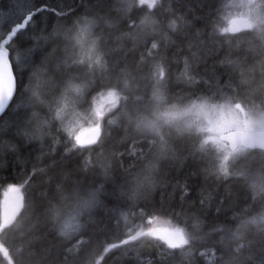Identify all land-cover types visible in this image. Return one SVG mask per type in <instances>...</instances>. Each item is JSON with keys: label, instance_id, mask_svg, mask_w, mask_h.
<instances>
[{"label": "trees", "instance_id": "trees-1", "mask_svg": "<svg viewBox=\"0 0 264 264\" xmlns=\"http://www.w3.org/2000/svg\"><path fill=\"white\" fill-rule=\"evenodd\" d=\"M47 2L77 8L82 0ZM218 4L219 0H161L155 11L149 12L146 7L136 6V0H98V6L88 16L96 21L97 32L103 37V48L110 62L108 72L97 77L91 91L115 85L128 94L129 100L112 113L119 118L118 126H111L106 118L103 125L106 137L103 136L100 145L83 150V154L79 151L73 153L67 157L68 163L62 159L66 151L63 134L57 137L56 144L49 137L45 138L42 160H37L41 155L40 142H32L15 154L10 144L4 141L16 143L18 138L12 134L0 135V194L9 183H21L26 178V169L30 173L33 165L45 168V172L38 173L28 186L23 212L10 225L0 228V249L8 253L4 259L3 252H0V264H98V261L100 264H136L134 259L115 260L116 253L112 249L125 234L134 233L141 219L139 209L135 216H129L127 222L113 217L117 223L109 222L108 229H101L99 224L93 225L89 220L90 216L99 218L100 205L88 202L102 184L110 190L113 181L122 183L127 191L138 189L141 205L149 212L163 207L160 215L173 223L179 219L188 229L191 242L167 264H209L210 261L211 264H259V258L264 254V230L237 233L241 218L256 211L260 204L252 199L247 184V180H251L249 176L241 179L230 174L227 184L223 179L218 182L215 176L205 171L207 164L193 141L168 137L165 147L159 142L150 145L149 138L135 133L126 125V115L121 116L122 113L135 115L145 110L153 87L154 65L165 70L169 95L181 97L178 93L185 88V58L190 64L189 75L200 78L207 73L211 77L215 72L225 82H230V94L242 98L243 105L250 106L251 101L264 100V51L254 50L255 54H251L245 50L246 47L259 46L254 38L243 34L231 45H225L221 39V43L215 46L199 44V40H207V36L197 37L196 33L210 31L206 21L210 16L216 19ZM8 5L9 0H0V16L4 15ZM172 19L181 24L177 32L171 30ZM153 42L157 48L151 47ZM226 57L231 60L221 64ZM77 72L79 77L74 75ZM60 73L50 87L62 84L65 77L83 78L80 69H66L63 65ZM132 145L134 155L129 154ZM120 152L124 153L122 157L118 154ZM247 153L249 157L244 159L243 166L232 164L230 173L243 171L249 165V169L264 170V151L247 150ZM18 156L26 159L27 164L18 162ZM53 159L57 161L55 166H51ZM155 162H158V168L152 171ZM141 181L143 186H140ZM226 187L232 189L233 199H239L234 213L229 210ZM183 191L189 193L183 204L185 212L177 217L172 210L181 211ZM201 194L213 197L210 203L205 202L206 215L200 211ZM101 197L102 193L97 194L96 199ZM222 198L220 221H216V208ZM86 203L88 206L80 216V230L69 237L57 235L51 223L52 205L60 204L75 212ZM192 213L199 215L193 216ZM225 214L229 217L227 222L223 221ZM221 227L223 231H218ZM81 238L84 239L79 242ZM134 247L132 255L138 251L141 264L159 260L158 250L150 239H142Z\"/></svg>", "mask_w": 264, "mask_h": 264}, {"label": "snow or ice", "instance_id": "snow-or-ice-1", "mask_svg": "<svg viewBox=\"0 0 264 264\" xmlns=\"http://www.w3.org/2000/svg\"><path fill=\"white\" fill-rule=\"evenodd\" d=\"M141 5L147 4L152 7L151 0H140ZM98 6V0H87L77 8H71L70 5L59 4L54 6L47 0H9V5L0 16V135L12 134L17 137L16 143L4 141L10 144L11 150L15 154H19L22 149L32 142L38 141L41 145V155L37 160H42L45 153L43 152L44 140L29 139V133L23 130L25 118L27 116L28 100V80L29 75L35 65L49 52L56 37V26L63 22L70 21L73 18L88 16L94 8ZM70 9V11L68 10ZM228 27L222 29L224 32L239 31L237 27V19L227 18ZM215 17L210 16L206 21V27L210 29L206 33L201 30L196 33L197 37L206 35L207 40H199V44L207 47L209 44L215 46L221 43L216 31L214 30ZM131 26V22H130ZM27 41V43H25ZM152 48H157L158 45L153 42ZM191 47V45H190ZM203 50V49H201ZM198 53H193L197 55ZM15 58V63L13 59ZM230 57H226L221 64L230 61ZM185 69L183 79L185 88L178 95L185 98H191L193 103L191 108L197 109L205 114V123L199 129L206 134L205 143H212L217 146V150L224 153L221 161V170L224 176L217 178L227 184L228 169L226 167L228 160L233 153L243 151L244 148L253 145L246 141V129H248L251 121L249 113L245 110L240 102H234L230 94V82H225L221 76L213 72L209 77L207 73L204 76L197 78L196 75H189L190 67L187 58L184 60ZM19 73V76L17 75ZM165 75L163 68L159 69V76L163 78ZM120 97L114 91H100L92 101L91 119H88L87 126L79 120L68 129V136L63 140L65 154L62 157L65 163H68L67 157L79 151L83 154V150L96 148L100 145L104 136V122L106 113L111 112L119 104ZM199 101V103H197ZM15 109L14 111H12ZM11 113V114H10ZM60 133L49 134V138L53 144L57 143V137ZM22 141V143H21ZM260 147L264 148V141L259 142ZM121 157L123 152L118 153ZM130 155L135 154V147L129 150ZM54 156V153H51ZM18 162L27 164V160L18 156ZM57 161L52 160V165L55 166ZM123 167V163H121ZM45 168H38L33 165L31 172L25 170V179L21 183H9L7 188L0 194V228L10 225L23 212L28 195V186L33 182L38 173H44ZM193 175H196L193 173ZM50 179V177H49ZM143 186V181L140 182ZM218 190V189H217ZM100 200L96 199L97 194H101ZM189 193L183 191L180 198L181 211L173 213L179 217L183 209L185 198ZM226 194L229 200V210L235 212V205L239 203L238 197L233 199L232 189L226 187ZM243 194V193H241ZM202 195V194H201ZM213 197L209 194L207 197L202 195L200 200L201 212L205 215V202L209 203ZM147 202V201H145ZM100 205L99 218H89L93 225L99 224L101 229H108L109 222L117 223L113 217L127 222L130 215L135 216L139 209L141 217L140 222L136 224L134 233L125 234L122 241H118L115 248L112 249L116 253L115 260L134 259L136 264H141L139 252L133 250L135 245L142 239H150L154 242L155 248L158 250V261H150L149 264H167L169 261H174L176 253L183 249L187 244L186 232L184 227H181L179 219L173 223L171 219L165 218L159 213L164 211V208H153L151 212L143 207L140 202L139 190L133 189L127 191L124 185L118 181H113L111 189L106 185H101L97 188L96 193L90 202ZM224 199L218 203L217 220L222 211ZM195 202H193V205ZM87 206V204H86ZM196 216L199 213H192ZM232 218H235L233 214ZM187 215L185 216V224L187 223ZM229 217L225 214L224 222H227ZM218 231H223V227L218 228ZM81 238L79 242H82ZM72 247L71 244L68 245ZM3 252V249H0ZM203 254V251L202 253ZM8 253L3 252L4 259H7ZM98 264L100 262L98 261ZM211 264V261L209 262ZM259 264H264V254L259 258Z\"/></svg>", "mask_w": 264, "mask_h": 264}, {"label": "clouds", "instance_id": "clouds-1", "mask_svg": "<svg viewBox=\"0 0 264 264\" xmlns=\"http://www.w3.org/2000/svg\"><path fill=\"white\" fill-rule=\"evenodd\" d=\"M151 2L152 7H148L147 4L141 5L140 0H136V6L146 7L149 12H153L161 0ZM226 17L237 19L239 31H222L228 27ZM170 27L172 32H177L181 24L177 19H172ZM214 30L225 45H231L233 40L246 33L250 39L254 38L259 42V46L264 48V0H219ZM62 65L66 69H80L83 78L65 77L62 84L50 87L61 74ZM160 68L163 67L153 66V87L145 110L135 115L127 113L126 125L135 133L148 137L150 145L159 142L163 146L167 143L168 137L177 140L187 138L193 141L199 155L207 164L205 171L216 178L224 176L221 170L224 153L218 151L216 145L205 143L206 134L199 130L205 123V114L191 108L193 103L191 98L169 95L165 75L163 78L159 76ZM107 72L108 60L103 48V37L97 32V24L93 17L81 16L73 18L68 24L56 26V37L52 47L29 75L26 94L28 108L23 128L29 133L28 138H46L50 133L57 132L67 137L68 129L78 120L87 126L88 119H91L92 101L100 91H114L119 95L117 107L106 113L108 123L111 126H118L119 118L112 116V113L120 109L122 103L126 105L129 100L128 94L115 85H106L94 92L91 91L97 77H102ZM74 75L79 77L80 73ZM231 98L234 102L244 103L239 96L231 95ZM250 111L254 113V122L259 126L258 135L264 138V100L251 101ZM253 148L264 149L258 142L232 154L226 165L228 175L246 178V170L230 173L229 169L232 164L243 166L247 150ZM157 168L158 162L153 163L152 171ZM255 177L247 180V184L253 201L260 202L259 208L241 218L237 227L238 235L249 230H264V170H258ZM86 204L75 212L60 204L52 205L50 217L57 235L69 237L80 230L82 227L80 216L86 210L88 206ZM181 227H184L187 234V246L191 242L188 229L184 225Z\"/></svg>", "mask_w": 264, "mask_h": 264}, {"label": "rangeland", "instance_id": "rangeland-1", "mask_svg": "<svg viewBox=\"0 0 264 264\" xmlns=\"http://www.w3.org/2000/svg\"><path fill=\"white\" fill-rule=\"evenodd\" d=\"M246 34V33H245ZM244 37H249V35L248 36H244ZM256 41V40H255ZM255 44H257V45H259V42L258 41H256L255 42ZM251 45V44H250ZM250 45H248V46H250ZM262 49V51H264L263 49L264 48H261L260 46H253V47H251V48H249V47H246L245 48V50H247L248 52H250L251 54H255V51L254 50H257V51H260ZM105 52V51H104ZM105 55H106V58H107V60H108V63L110 62V59L108 58V55H107V52H105ZM263 56H264V52H263ZM146 64H147V61H144ZM262 64L264 65V58H263V62H262ZM73 71H75V70H73ZM81 71V70H80ZM82 72V71H81ZM78 73V72H77ZM252 78H255V76H253ZM176 96V95H175ZM176 97H178V96H176ZM244 106V108H245V110L249 113V119H250V121H251V123H250V125H249V127H248V129H246V132H254V131H259V126L254 122V113L253 112H251L250 111V106H247L246 104L245 105H243ZM123 108L121 109V112H123ZM123 115H126V113H122L121 114V116H123ZM104 137H106V136H104ZM163 147H165V145H163ZM249 157V153H246V155H245V158H248ZM251 165H249L248 166V168H247V166L243 169V171L244 170H246V173H247V175L246 176H249V178L250 179H255L256 177H255V173L258 171L257 169H253V168H250L249 169V167H250Z\"/></svg>", "mask_w": 264, "mask_h": 264}, {"label": "water", "instance_id": "water-1", "mask_svg": "<svg viewBox=\"0 0 264 264\" xmlns=\"http://www.w3.org/2000/svg\"><path fill=\"white\" fill-rule=\"evenodd\" d=\"M258 133H259V131L246 132V135H245L246 141H248L250 143H254V144L258 143V142H261V141H264V138L259 136ZM248 150H261V151H264V149H256V148L248 149Z\"/></svg>", "mask_w": 264, "mask_h": 264}]
</instances>
